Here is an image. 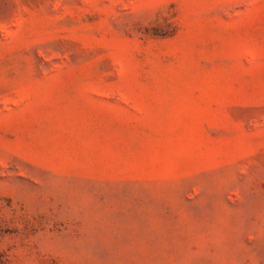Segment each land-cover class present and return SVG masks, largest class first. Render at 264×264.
I'll return each mask as SVG.
<instances>
[{
  "label": "rangeland",
  "instance_id": "obj_1",
  "mask_svg": "<svg viewBox=\"0 0 264 264\" xmlns=\"http://www.w3.org/2000/svg\"><path fill=\"white\" fill-rule=\"evenodd\" d=\"M0 264H264V0H0Z\"/></svg>",
  "mask_w": 264,
  "mask_h": 264
}]
</instances>
